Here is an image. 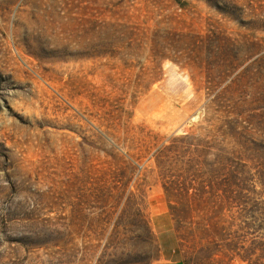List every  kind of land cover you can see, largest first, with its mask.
Segmentation results:
<instances>
[{"label":"rangeland","instance_id":"obj_1","mask_svg":"<svg viewBox=\"0 0 264 264\" xmlns=\"http://www.w3.org/2000/svg\"><path fill=\"white\" fill-rule=\"evenodd\" d=\"M0 264H264V0H0Z\"/></svg>","mask_w":264,"mask_h":264}]
</instances>
